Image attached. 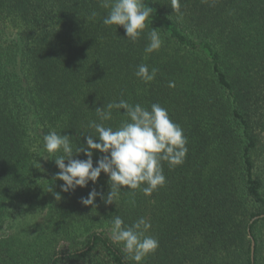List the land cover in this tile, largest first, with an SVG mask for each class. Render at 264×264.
Wrapping results in <instances>:
<instances>
[{
	"label": "trees",
	"instance_id": "trees-1",
	"mask_svg": "<svg viewBox=\"0 0 264 264\" xmlns=\"http://www.w3.org/2000/svg\"><path fill=\"white\" fill-rule=\"evenodd\" d=\"M145 4L151 24L133 44L102 23L99 0H0V264H134L112 240L115 216L150 222L159 247L142 264H264V216L250 222L264 214V0H180L179 14L170 0ZM151 28L163 43L146 53ZM140 64L158 69L152 82L135 76ZM121 99L166 108L186 157L162 162L166 183L151 195L123 189L116 204L84 206L92 187L108 192L106 175L61 192L43 137L79 146L90 121L115 129L123 110L101 121L96 107ZM36 211V232L12 230Z\"/></svg>",
	"mask_w": 264,
	"mask_h": 264
},
{
	"label": "clouds",
	"instance_id": "clouds-1",
	"mask_svg": "<svg viewBox=\"0 0 264 264\" xmlns=\"http://www.w3.org/2000/svg\"><path fill=\"white\" fill-rule=\"evenodd\" d=\"M99 2L102 8L108 10L102 23L105 26L115 25L116 28L122 26L125 36L133 44L137 43L145 28L151 24L153 8L146 5L145 0ZM203 2L207 3L208 0ZM170 6L174 12L180 13V0H170ZM96 16L97 13L93 11L91 18ZM180 18L182 14L178 16ZM148 39L149 43L144 49L146 53L161 48L163 41L156 29L151 28ZM157 71V68L149 70L146 64H140L134 74L147 84L155 79ZM169 86L174 87V82H170ZM113 109H122V115L126 117L121 120L119 127L114 129L103 123L90 121L88 128L94 129L95 133H81L84 143L79 146L71 142L70 135L56 131L43 137V147L50 157H55L52 160L59 169L54 174L53 181H63L59 186L61 192H74L77 187L85 188L90 182L96 185L101 173L106 175L108 192L105 194L92 187L86 197H80V203L84 206L91 205L96 208L97 197L105 205L116 204L123 189H139L146 196L151 195L166 183L162 162L166 161L170 168L181 165L188 151V141L183 129L170 119L168 110L160 104L153 103L149 109L121 99L119 102L108 103L106 108L96 107V113L101 121H110L113 118ZM94 150L100 154L95 165ZM81 153L85 159L79 158ZM44 191L51 193L56 201L62 198L60 192H55L50 183ZM130 203L135 205L134 200ZM150 228V222L144 217L138 218L130 226L125 225L120 216L113 217L112 240L123 245L126 261L142 264L148 255L157 251L159 241L147 234Z\"/></svg>",
	"mask_w": 264,
	"mask_h": 264
},
{
	"label": "rangeland",
	"instance_id": "rangeland-1",
	"mask_svg": "<svg viewBox=\"0 0 264 264\" xmlns=\"http://www.w3.org/2000/svg\"><path fill=\"white\" fill-rule=\"evenodd\" d=\"M31 217L27 216L26 220L28 223H26L25 221H23L22 223L17 224L14 228H12L13 231L17 232L18 235L23 236L26 233H34L36 232L40 226L41 223L43 221L44 218V214L41 212H33L32 214H30ZM30 218V221H29ZM41 221V222H40ZM40 222V223H38Z\"/></svg>",
	"mask_w": 264,
	"mask_h": 264
},
{
	"label": "water",
	"instance_id": "water-1",
	"mask_svg": "<svg viewBox=\"0 0 264 264\" xmlns=\"http://www.w3.org/2000/svg\"><path fill=\"white\" fill-rule=\"evenodd\" d=\"M262 216H264V214L256 215L250 220V222H252L254 219H256L258 217H262ZM253 255H254V241H253V239H251V260L252 261H253Z\"/></svg>",
	"mask_w": 264,
	"mask_h": 264
}]
</instances>
